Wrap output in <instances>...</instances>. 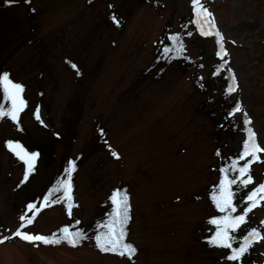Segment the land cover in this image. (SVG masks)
Returning <instances> with one entry per match:
<instances>
[{
    "label": "rangeland",
    "instance_id": "374dc122",
    "mask_svg": "<svg viewBox=\"0 0 264 264\" xmlns=\"http://www.w3.org/2000/svg\"><path fill=\"white\" fill-rule=\"evenodd\" d=\"M157 1L160 6L154 0H0V71L25 86L26 102L31 100L20 113L21 123L0 119V240L5 241L0 264H132L90 243L71 247L12 239L27 205L44 192L64 154L81 162L73 173L71 216L54 204L23 230L48 237L73 218L89 222L97 203L127 183L129 241L138 250L134 264H222L206 246L213 213L207 186L218 178L210 170L213 126L195 111L200 95L187 75L172 69L157 81L140 77L165 24L173 28L193 11L191 0ZM201 3L229 54L221 71L234 74L237 87L230 95L242 110L232 116L244 124L250 119L264 148V0ZM109 6L125 18L121 29L106 22ZM198 46L188 42L189 54L196 55ZM202 46L203 72L209 74L215 59L222 61L219 46L215 36H203ZM68 121H74L73 138L50 145L49 131H69ZM242 136L240 131L226 142L237 148ZM6 142L38 154L27 181V165L14 159ZM43 147L51 148L50 159ZM259 157L251 165L253 189L264 184V153ZM261 209L255 211L259 221ZM257 246L264 262V240Z\"/></svg>",
    "mask_w": 264,
    "mask_h": 264
},
{
    "label": "snow or ice",
    "instance_id": "6c2138e0",
    "mask_svg": "<svg viewBox=\"0 0 264 264\" xmlns=\"http://www.w3.org/2000/svg\"><path fill=\"white\" fill-rule=\"evenodd\" d=\"M25 2L30 3V0H25ZM191 3L193 7L192 23L196 25L197 30L202 36H215L217 45L219 46V51L217 53L218 57L223 59V57L228 56L229 54L224 50L222 45L223 38L218 31H215L216 25L213 21L212 14L201 3V0H191ZM112 19L113 22L119 26V20L115 16H112ZM188 35H191V32H189ZM169 40L175 42L174 48L177 53H182L185 50L180 36H169ZM171 52H173V48L165 47L162 55L166 59H175V56L169 55ZM68 63L79 75L77 66L71 62ZM221 70L222 68H218L213 75H219ZM229 74L232 78V85L228 91L231 93L236 91L237 85L235 76L231 73V69H229ZM23 91L24 87L12 81L8 73L0 74V93L3 94L5 99L11 101L12 105L7 111H5L3 106L0 105V118L8 117L14 122H18L19 112H21L26 106V102L22 96ZM240 111H242L241 106L237 103L231 115ZM245 116H247L246 113ZM35 117L37 120L41 119L39 109H37ZM250 124L251 120L246 118V139L243 144V150L241 151L240 156L236 160H233L229 166L220 169L222 178L220 180L218 194L212 196L216 208L221 213H224V215L219 219L211 220V223L216 226V231L208 243L211 246L229 250V255L226 258L233 262L239 261L253 243L264 240V236L256 230H252L248 232L244 239L239 243L238 247H233V242L236 238L232 234L236 233L246 224L248 214L251 213L254 208L259 206L261 200H264V184H261L247 196L248 206L243 210V214L233 215V213L237 212V207L234 204L233 185L237 187H247L249 184L253 183V178L250 174L251 165L260 158V153H264V148L259 146L255 133L251 127H249ZM101 134L103 135L102 130ZM6 147L27 165L24 176V180L27 181L35 167V159L38 154L28 153L18 143L6 142ZM111 154L116 159L120 158L114 150ZM249 157H251L250 160L248 159ZM240 161H244V163L241 164ZM75 170V163L69 161V167L66 169L65 173L66 179L61 180L57 186L49 190V193L43 198L45 203H42L39 207L34 203L27 205L28 211L21 215L20 228L14 233L16 237L34 245H57L61 242H66L71 247H77L80 241L86 238L81 231L77 230L73 232L70 231L68 227H64L60 230L62 235L59 237H57L56 234H53L51 237H46L39 234L33 235L23 231V229L34 223L36 217L44 207H51L56 203H65L66 210L71 216L72 208L76 206L73 203V185L71 180L72 173ZM236 173H238V175H233ZM53 195H55V199H52ZM110 200L113 205L112 211L109 214L110 219L100 225V228L103 230L99 231L95 236L96 247L102 253H112L122 258H127L132 264H134V257L137 255L138 250L133 244L126 242L128 235L127 225L130 220L129 196L126 191H115L110 197ZM28 212H31L32 215L29 216ZM76 223L79 224V221H76ZM4 242V240H0V243Z\"/></svg>",
    "mask_w": 264,
    "mask_h": 264
},
{
    "label": "trees",
    "instance_id": "16d2710c",
    "mask_svg": "<svg viewBox=\"0 0 264 264\" xmlns=\"http://www.w3.org/2000/svg\"><path fill=\"white\" fill-rule=\"evenodd\" d=\"M140 1H149V0H140ZM5 2L6 1L2 3L7 4ZM154 3L155 5H159V6L161 5V3L157 0H154ZM106 12H107L106 15L107 17L105 18V20L108 24L117 28V30L121 29L124 26L125 18L123 16H120V14L116 11L115 7L111 8L109 6L106 9ZM112 16H115L119 20V26H117V24L113 22ZM192 20H193L192 16L191 14H189L185 18H180L179 22L173 28L170 26V24L168 23L165 24L161 34L157 37V39L153 43V47L151 50L152 57L150 61L147 63V65L140 71V77L143 79L148 77L150 79L157 81L161 79L164 76V74L167 73V71H170L172 69L174 72H179V74L187 75V78L190 79L193 88L200 95V99L195 106V111L200 112V114H202L213 126V139L215 144L213 146L212 155L214 157V164L212 165L210 170L212 173L216 174L218 179L216 182H212L209 186H207V190L213 196L214 194H218L219 184L222 178L220 169L229 166L233 160H236L238 158L239 154L243 150L242 143H240L237 148H234V147H230L226 142V140L233 137L238 132L242 131V125L240 119L237 120L231 115V107L233 104V100L231 98L230 93L227 92L225 89L226 76L221 71L219 72V75H213V73H215L218 69V61H215L212 65H210L211 71L209 74L208 73L205 74V72H203L204 67L206 66L204 63V59L201 60V58L204 56L205 53L204 48L202 46L203 38L197 34L196 26L194 23H192ZM189 32H191V35H188ZM172 35H177L182 38V43L185 48V50L182 53H177L175 51L174 48L175 42L169 40V36ZM188 42L199 43L198 52L196 55L189 54L187 50ZM165 47L173 48V52L169 53V55L175 56L176 57L175 59H166L162 55L163 49ZM10 78L12 81L15 82V80L11 76ZM23 87L25 88V86ZM34 94L38 98L41 97L42 95L39 88H37L34 91ZM22 96L26 102L27 95L23 92ZM30 101H31L30 99L27 101L28 106ZM27 102L24 109L27 107ZM0 105L3 106L5 111H7L12 106L11 101L5 99L2 93H0ZM35 109H38V107H36ZM23 110L21 112H23ZM21 112H19L18 123H21L22 120L20 114ZM74 121L67 122L66 127H70L69 131L64 130L63 133H59V132L55 133L51 129L49 132L53 134L50 135V143L47 140L46 144L49 143L50 145H52L54 144L53 141H57V142L62 141L64 143H67L69 140H71L73 138L72 134L74 129ZM95 134L97 135V132ZM42 150L45 155H48V159H50L51 155H53L51 148L43 147ZM69 161H73L76 165V168H78L81 164L79 158L75 160H69L68 156H66L65 154L61 155L59 157L58 166L52 170L49 176L48 185L45 187V190L44 192H42L40 197L37 200H34V204H36L40 198H44V196L49 193V190L57 186V184L61 180L66 179L65 173H66V169L69 167ZM73 173L71 176L72 185L73 182H75L74 180L75 176L73 175ZM233 175H238V173ZM233 189H234V204L237 207V212L233 213V215L243 214V210L248 206L247 196L250 194L249 185L247 187H243V186L237 187L233 185ZM73 190H74V185L72 187V195H74ZM127 190H128V184L120 183L118 186H115L106 197H104L97 203L98 209L96 210L95 216H93L91 221L83 223L82 221H80V218L77 217L71 219L69 224L64 226V227H68L70 231L75 232L79 230L85 235L86 238L80 241L78 246H82L90 243L92 245V248L99 250L96 247L95 236L99 231L103 230L100 228V225L107 222L110 219L109 214L111 213L113 208L110 197L115 191L127 192ZM56 195H60V194H56ZM52 199H55V195H53ZM60 204L63 208L66 207L65 203L60 202ZM210 204L213 213L208 215V218H210L208 221V227H209L208 241L213 237L216 231V226L211 223V220L219 219L222 215H224V213L218 211L212 197ZM263 205H264L263 202H259V206L254 208L253 211L248 214L246 218V224L242 226L241 229H239L236 233L232 234L236 238L233 242V247H238L239 243L244 239V237L248 234V232L252 230L257 231L258 229L261 228L262 225L259 223L258 215L255 213V211L257 210V208L262 207L261 212H263L264 211ZM129 215H130V220L127 225L128 235L126 238V242L131 243L129 241V234H130L129 225L131 222V208ZM76 221H79V224H77ZM64 227L60 226L59 228L54 229L51 232V234L52 235L56 234L57 237L61 236L62 233L60 232V230ZM206 246L208 248H211L210 249L211 251L218 254L219 262L222 264H261L260 254L256 243H253V245L249 248V250L237 262L227 260L226 257L229 255V250L211 246L208 242ZM135 257H134V261H135Z\"/></svg>",
    "mask_w": 264,
    "mask_h": 264
}]
</instances>
